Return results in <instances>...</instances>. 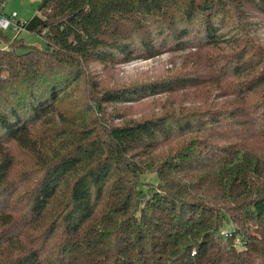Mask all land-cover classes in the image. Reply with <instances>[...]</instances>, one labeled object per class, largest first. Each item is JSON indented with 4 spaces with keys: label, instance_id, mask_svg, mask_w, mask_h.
I'll return each mask as SVG.
<instances>
[{
    "label": "trees",
    "instance_id": "16d2710c",
    "mask_svg": "<svg viewBox=\"0 0 264 264\" xmlns=\"http://www.w3.org/2000/svg\"><path fill=\"white\" fill-rule=\"evenodd\" d=\"M247 7L264 15V0H42L24 30L44 47L0 31V264H264V43L223 31L242 30ZM222 45L227 55L195 73L100 89L92 102L209 84L232 104L103 135L57 110L91 62ZM14 146L37 166L30 183L11 176ZM148 172L158 182L144 192Z\"/></svg>",
    "mask_w": 264,
    "mask_h": 264
},
{
    "label": "rangeland",
    "instance_id": "374dc122",
    "mask_svg": "<svg viewBox=\"0 0 264 264\" xmlns=\"http://www.w3.org/2000/svg\"><path fill=\"white\" fill-rule=\"evenodd\" d=\"M41 1L4 0V11L6 13L16 11L17 18L25 21L34 14H38L36 9ZM238 24L236 21L226 22L223 31L235 40H239L240 45L264 43V15L253 8L247 7L244 17L241 18L242 30L235 29ZM3 34L11 37L12 31L6 30L3 31ZM18 38H21L28 45L45 46V41L41 36L27 30H22ZM0 46L6 47V44L2 42ZM227 52V47L222 45L220 49L203 50L202 52L193 50L170 51L151 59H136L128 63L101 64L91 62L87 73L71 86L59 100L57 110L63 113L71 112L76 121L84 117L86 126H89L94 132L102 129L103 135V128L106 124H123L164 113L177 114L179 112L213 108L215 104H232L234 98L216 95L218 90L213 89L209 84L201 87H187L174 92H162L137 101L102 103L97 110H94L92 102V97H95L100 89L141 86L157 79L174 78L176 75L186 76L200 70L201 66L205 65V61L209 63L217 58V54L221 53L219 56H224L227 55ZM55 124L56 122L43 127L46 131H49L53 129ZM11 151L16 159V165L11 176H16L27 183L32 182L37 166L32 162L31 155L17 146H14ZM157 182V175L148 172L141 176L139 187L147 192L150 184ZM231 228L232 224L228 223L221 231H227ZM239 240L237 244H239Z\"/></svg>",
    "mask_w": 264,
    "mask_h": 264
},
{
    "label": "built area",
    "instance_id": "2783aa9c",
    "mask_svg": "<svg viewBox=\"0 0 264 264\" xmlns=\"http://www.w3.org/2000/svg\"><path fill=\"white\" fill-rule=\"evenodd\" d=\"M4 0H0V31L11 30V37H15L24 30L25 21L17 18V12L12 11L10 13H6L4 11ZM221 234L227 235V231H222ZM238 239L236 240L237 243ZM241 241L239 240V244Z\"/></svg>",
    "mask_w": 264,
    "mask_h": 264
}]
</instances>
